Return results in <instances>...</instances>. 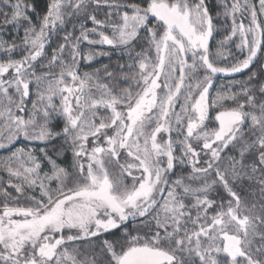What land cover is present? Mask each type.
<instances>
[{
    "label": "snow or ice",
    "instance_id": "snow-or-ice-1",
    "mask_svg": "<svg viewBox=\"0 0 264 264\" xmlns=\"http://www.w3.org/2000/svg\"><path fill=\"white\" fill-rule=\"evenodd\" d=\"M36 7L0 0L15 30L0 36V264H264V0H49L34 22ZM84 42L127 51V87L107 66L108 82L81 74L107 55ZM21 139L39 154L11 150ZM178 164L191 171L172 179Z\"/></svg>",
    "mask_w": 264,
    "mask_h": 264
},
{
    "label": "trees",
    "instance_id": "trees-1",
    "mask_svg": "<svg viewBox=\"0 0 264 264\" xmlns=\"http://www.w3.org/2000/svg\"><path fill=\"white\" fill-rule=\"evenodd\" d=\"M27 2L28 3H34L37 6L35 12L33 13V21L35 22L36 17L42 16L44 11H46V6H47V3L49 2V0H27ZM212 2L214 4V0H212ZM252 2L256 3L258 5V0H252ZM98 18H100V19L104 18V12L103 11L99 13ZM261 20L264 21L262 19V17H261ZM229 24H230V22H229ZM87 26L91 27L92 25H91L90 22H88ZM69 28H71V25H69ZM14 34H15V30L0 29V36H3L4 38H7L9 40H11L13 38ZM78 34L79 33L77 31V35ZM18 35H19V37L23 36V30L22 29L20 30ZM61 36H62V34H58V35H54L52 37L50 45L48 47L49 55L51 53L52 48H55L57 46V43L61 42ZM143 38H144V35L141 36V41H138V46L136 48L137 51L140 50L139 49V44L143 42ZM222 38H223V34L221 33V34H216L214 39H212L210 44H211V50H212L213 53H215V51H216L218 41L221 40ZM81 48H82V51L84 53H86L88 51L87 49L89 48V46L84 42V43L81 44ZM229 48L234 54H237L234 44L229 45ZM91 52H93V53L105 52V53H107V55H95L94 59L86 67H82L84 60H81V62H80V71L81 72H85V71L94 72L97 69H100L101 70L100 71V76L102 78H104V82H108V80H107V78H105V74L103 72V68L105 66H107L108 71L114 73V78H113L112 82L115 84V86H117L118 89L128 86V84L123 79H121L122 73H128L130 71L129 68H128V65H129V63H131V60L129 59V56H128L127 51L125 49H119V48L118 49L117 48L111 49V48H104V47L94 46L92 48ZM16 58H19V52H17ZM225 63H229L230 64V63H232V61L229 60L227 62H221V66H224ZM120 65H123L124 67L121 69ZM257 70H259V64L254 63L253 66L250 69H248L246 72H244V73H242L240 75H236L234 77H228V78L227 77L215 76L213 78L214 86L211 89L212 95L214 96L216 90L218 88H220L221 86L227 87L233 81H245V80H247L249 73L251 71H257ZM33 91H34V88H33ZM28 107L31 108V102L30 101L28 103ZM213 116H214V113H213ZM209 124H210V127L214 126V125L211 124V122H209ZM61 142L62 141H57V144H59ZM19 147L34 148L36 153L39 154V149H40V147H43V145H41V144H32V143H29L27 141H23L22 140L19 143L15 144L12 147L11 150H15V148H19ZM9 154H10L9 150H0V157H6ZM177 154H179V153H177ZM201 155L203 156V153H201ZM222 155L225 158H227L228 156H232V155H235V156H237V158H239L238 152L236 150L232 149L231 147L226 149L222 153ZM59 159L62 162V166H69L70 167L71 160H72L71 151L70 150L66 151L64 153V155L61 156ZM225 163H226V159H225ZM44 171H48V167H45ZM190 171H191L190 168L178 164L176 169H175V173L174 174H170V175L172 176V179H175L176 176L181 175V174L187 175L188 172H190ZM0 177H6L7 178V175H6L5 172L0 171ZM245 184H247V182H245ZM53 187H55V184H53ZM236 190L238 192H241L242 195H244L246 197H249V199H252V197L249 196V193L247 191H242V190H240L238 188ZM219 191H222V192H219V195L223 196L225 198V200H227L228 199L227 194L223 191V189H219ZM256 193H257V195L260 194L258 189H257ZM212 196H213V198H216L217 197V193L213 192ZM217 203H219L218 199H217ZM127 227L129 229H131L132 228V223L129 222ZM121 233H122V229L120 231H116L115 232V236L106 233V234L102 235L101 239H104V238L114 239L116 237H119L121 235Z\"/></svg>",
    "mask_w": 264,
    "mask_h": 264
},
{
    "label": "rangeland",
    "instance_id": "rangeland-1",
    "mask_svg": "<svg viewBox=\"0 0 264 264\" xmlns=\"http://www.w3.org/2000/svg\"><path fill=\"white\" fill-rule=\"evenodd\" d=\"M262 19L264 20V17H262ZM109 34H110V30H109ZM142 35H144V33H141V36ZM97 39H98V37H96ZM212 41V40H211ZM211 41H210V43H211ZM86 43V42H85ZM87 44V43H86ZM88 45V44H87ZM89 46V48L86 50L87 52L86 53H88L89 51H92V48L94 47V46H97V47H104V48H111V49H114V47H111V46H107V45H94V46H91V45H88ZM115 48H119V49H122V48H120V47H115ZM95 57V56H94ZM81 62V61H80ZM91 62H86V61H83V65H82V67H86L87 65H89ZM81 74H83V72H81ZM56 103H59V99H57L56 100ZM21 141H22V139H21ZM32 144H39V143H32ZM0 150H5V149H0ZM6 175H7V173H6ZM7 179H8V177L6 178V177H0V182H2L3 183V186L5 187V188H7ZM238 189H240L241 190V188L240 187H237ZM9 191H11L12 193H13V195H15V192H14V189H9ZM219 192H222V191H219ZM37 196L39 195V192L37 191L36 193H35ZM260 197V194L259 195H257V193L255 194V197H252V199H256V200H259L258 198ZM83 246V245H82Z\"/></svg>",
    "mask_w": 264,
    "mask_h": 264
},
{
    "label": "water",
    "instance_id": "water-1",
    "mask_svg": "<svg viewBox=\"0 0 264 264\" xmlns=\"http://www.w3.org/2000/svg\"><path fill=\"white\" fill-rule=\"evenodd\" d=\"M253 66V65H252ZM251 66V67H252ZM248 70V69H247ZM247 70H244L243 72H240V73H235V74H233V75H230V76H225V75H223V74H218L217 76H219V77H234V76H236V75H240V74H242V73H244V72H246Z\"/></svg>",
    "mask_w": 264,
    "mask_h": 264
}]
</instances>
